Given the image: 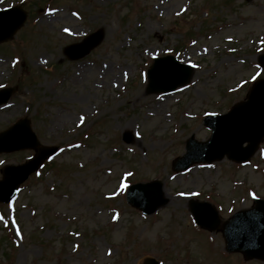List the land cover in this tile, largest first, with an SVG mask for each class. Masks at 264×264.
I'll use <instances>...</instances> for the list:
<instances>
[{
    "label": "rangeland",
    "instance_id": "rangeland-1",
    "mask_svg": "<svg viewBox=\"0 0 264 264\" xmlns=\"http://www.w3.org/2000/svg\"><path fill=\"white\" fill-rule=\"evenodd\" d=\"M30 1L0 0V10L28 13L13 40L21 52L0 44V89L14 90L0 133L27 118L39 148L60 152L0 204V264H264L226 255L222 232L200 230L189 209L210 201L224 223L264 197V141L244 166L172 165L191 136L210 138L207 115L228 112L264 78V0ZM166 55L193 75L172 93H148L147 70ZM35 154L0 153V180ZM156 180L167 204L145 216L126 190ZM7 223L13 241L1 242Z\"/></svg>",
    "mask_w": 264,
    "mask_h": 264
},
{
    "label": "water",
    "instance_id": "water-1",
    "mask_svg": "<svg viewBox=\"0 0 264 264\" xmlns=\"http://www.w3.org/2000/svg\"><path fill=\"white\" fill-rule=\"evenodd\" d=\"M16 12L19 14L18 20L9 22L10 15H16ZM6 15H8L7 20L0 22V42L13 38L26 20V14L18 9L9 11ZM175 62L172 58L156 61V65L149 72V91L167 92L188 82L192 69L181 67L178 70L180 71L178 77L171 86L159 84V80L173 77L174 73L166 68L170 65L169 63L175 64ZM205 124L213 129L212 138L207 143H200L193 136L187 145V154L175 164L177 170H185L196 162L212 163L221 160L226 154L230 159L239 162L249 160L264 137V82H260L256 86L250 94L248 102L238 104L225 116L207 118ZM18 134L24 135L18 145L2 146L0 151L37 148L38 142L28 120H23L9 131L0 134V145L2 141ZM126 141L130 142L128 138ZM245 143H249V146L244 149ZM56 151V148H42L37 158L29 164L8 168L4 180L0 182V187L5 192L4 198L1 200L9 202L14 198L20 184ZM128 200L146 214L154 213L167 203L163 198L162 185L158 182L133 186L129 192ZM257 203L258 207L253 211L238 213L226 223L223 232L228 242L229 251L243 252L247 259L264 260V201H257ZM191 209L200 225L211 230L218 227L220 220L211 205L193 203ZM147 264H158V262L148 260Z\"/></svg>",
    "mask_w": 264,
    "mask_h": 264
},
{
    "label": "bare ground",
    "instance_id": "bare-ground-1",
    "mask_svg": "<svg viewBox=\"0 0 264 264\" xmlns=\"http://www.w3.org/2000/svg\"><path fill=\"white\" fill-rule=\"evenodd\" d=\"M102 71V75L105 77V76H107L108 77V75H110V69H106V70H101ZM169 98V97H168ZM168 98H165V99H168ZM164 101V100H163ZM163 108V105L162 104H159V106H158V109H156V113H160L161 114V112H159V110L160 109H162Z\"/></svg>",
    "mask_w": 264,
    "mask_h": 264
}]
</instances>
